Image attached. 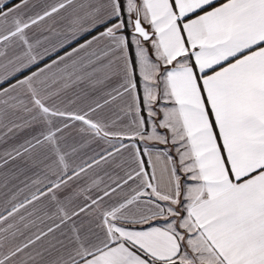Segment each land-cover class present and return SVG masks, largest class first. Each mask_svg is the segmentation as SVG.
<instances>
[{
    "label": "snow or ice",
    "instance_id": "obj_1",
    "mask_svg": "<svg viewBox=\"0 0 264 264\" xmlns=\"http://www.w3.org/2000/svg\"><path fill=\"white\" fill-rule=\"evenodd\" d=\"M0 264H264V0H0Z\"/></svg>",
    "mask_w": 264,
    "mask_h": 264
}]
</instances>
